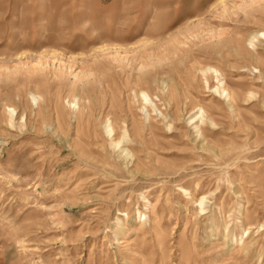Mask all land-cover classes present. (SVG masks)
<instances>
[{"label": "rangeland", "instance_id": "rangeland-1", "mask_svg": "<svg viewBox=\"0 0 264 264\" xmlns=\"http://www.w3.org/2000/svg\"><path fill=\"white\" fill-rule=\"evenodd\" d=\"M259 32L264 0H0V264H264Z\"/></svg>", "mask_w": 264, "mask_h": 264}, {"label": "bare ground", "instance_id": "bare-ground-1", "mask_svg": "<svg viewBox=\"0 0 264 264\" xmlns=\"http://www.w3.org/2000/svg\"><path fill=\"white\" fill-rule=\"evenodd\" d=\"M258 37L259 38H261L263 41H264V32H259L258 34ZM253 37H255V36H253ZM254 39V38H253ZM252 39V40H253ZM212 70H215V69H212ZM218 72V70L216 71L215 70V74ZM218 76H220V75H218ZM218 89L216 88V91H217ZM226 92V91H225ZM142 97H143V99L145 100V101H148V100H150L151 98H150V96L147 94V93H145V92H143L142 94ZM222 96V95H221ZM228 99V98H227ZM14 111V110H13ZM15 112V111H14ZM11 117V120L14 118V116H12V115H10ZM125 153V152H124ZM129 155V154H128ZM184 193H187V191H184ZM188 195V198L190 199V200H192V201H194V203H196V204H198V206H200L201 207V211H204V209L202 208V205H203V202L206 200V196H203V197H201L200 199H194L190 194H187ZM197 206V207H198ZM146 220V219H145ZM121 222V221H120Z\"/></svg>", "mask_w": 264, "mask_h": 264}]
</instances>
